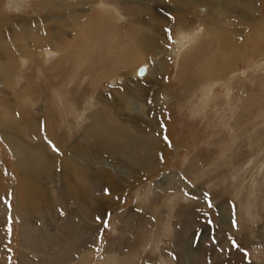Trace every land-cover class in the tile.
<instances>
[{"label":"rangeland","instance_id":"374dc122","mask_svg":"<svg viewBox=\"0 0 264 264\" xmlns=\"http://www.w3.org/2000/svg\"><path fill=\"white\" fill-rule=\"evenodd\" d=\"M60 1L0 0V120L36 127L15 128L30 149L0 137V264H264V0ZM101 107L132 139L116 152L89 135ZM32 151L83 159L71 184L23 177Z\"/></svg>","mask_w":264,"mask_h":264},{"label":"bare ground","instance_id":"6f19581e","mask_svg":"<svg viewBox=\"0 0 264 264\" xmlns=\"http://www.w3.org/2000/svg\"><path fill=\"white\" fill-rule=\"evenodd\" d=\"M38 1H40L42 4H44V5H46V7H49L50 5H57V6H63V1H60V0H38ZM87 3H91V2H96V3H98V6L101 8V7H104L105 8V10L106 11H109V8H107V4L106 5H103V3L102 2H98L97 0H85ZM122 1H126V0H121V2ZM169 1V0H168ZM172 1H174V2H179V3H187L188 1H185V0H172ZM64 2L65 3H67V2H69L70 3V5L68 4V6L67 7H71L72 5L71 4H82L83 2H82V0H73V1H71V0H64ZM128 3V2H127ZM79 4V5H80ZM84 4V3H83ZM126 4V3H125ZM131 5V4H130ZM185 5V4H184ZM106 6V7H105ZM109 7H111L110 5H108ZM122 7H124L125 9H127V10H131V7L129 6V4H127V5H123ZM64 9H68V8H64ZM136 9V8H135ZM200 10H206V8L204 7V6H200V8H199ZM102 10V9H101ZM104 10V9H103ZM134 11V10H133ZM137 11V10H136ZM139 11H137V13H138ZM64 13H68V12H64ZM107 13V12H106ZM135 13V12H134ZM75 14H76V10H73V8H70V15H74L75 16ZM68 15V14H67ZM70 15H68V16H70ZM187 17V16H186ZM11 20H13L14 18H10ZM62 19H63V17H62ZM62 19H60V20H58V21H65V20H62ZM11 20H9V19H6V18H4L3 20H0V31H3L4 29H5V27L7 28V26L8 25H10V23L12 24V22H11ZM56 22L55 21V24L56 25H61V23L60 22ZM199 23V22H198ZM7 25V26H6ZM202 25V24H201ZM209 25H202V27L204 28V30L205 29H208L207 27H208ZM263 26V25H262ZM50 27V26H49ZM52 27V26H51ZM50 27V28H51ZM53 28V27H52ZM73 28V27H72ZM258 28V27H257ZM260 28V27H259ZM197 30H200L199 28H196ZM25 30V29H24ZM53 30H54V28H53ZM197 30H196V33H198L197 32ZM216 31H217V29H215ZM194 32V31H193ZM193 35V33H191V36ZM1 37H2V33L0 34V41H1ZM215 37V36H214ZM217 37V36H216ZM221 37V36H220ZM188 38V37H187ZM192 38H193V36H192ZM230 38V37H229ZM56 39V38H55ZM65 39V43L63 42L62 44H60L59 45V40H64ZM142 39L144 40V43L146 42L145 41V39H144V37L142 36ZM66 40H70V38L68 37V38H57L56 39V41H54L53 42V44H55V45H58L59 46V48H62V49H64V48H66V50H67V46H69V45H67V43H66ZM221 40H223V39H221ZM77 41H79V40H77ZM192 42H194L195 43V41H192ZM223 42V41H222ZM192 44V43H191ZM183 46V45H182ZM222 47H223V45H222ZM1 48H2V46H1ZM236 49H239V47L238 48H236ZM240 50V49H239ZM4 51V50H3ZM64 51H65V49H64ZM235 51V50H234ZM243 51V50H242ZM241 51V52H242ZM70 52V51H69ZM224 52V51H223ZM238 52V51H237ZM2 53V52H1ZM1 53H0V55H1ZM66 53H68V52H66ZM66 53H65V55H66ZM243 53V52H242ZM246 53V52H245ZM69 54V53H68ZM226 54V53H225ZM64 55V56H65ZM239 55V54H238ZM251 55H253V54H251ZM63 56V57H64ZM67 56V55H66ZM235 56V55H234ZM237 58H238V56H236ZM3 59V58H2ZM7 60H9V59H7ZM23 58H22V64H24L23 63ZM122 67V66H121ZM142 68H144V67H142ZM6 68H4V69H2V70H0V74L1 75H3L4 74V71H7V70H5ZM104 69V68H103ZM110 70H112V73L113 72H116L117 70H116V68H111ZM109 70V71H110ZM104 71V70H103ZM145 71V70H144ZM109 73H111V71L109 72ZM102 74H103V72H102ZM105 75L104 76H107L108 74H106V71H105V73H104ZM95 77V76H94ZM103 77L102 76H98L97 78L95 77L94 79H97V80H95L94 81V84L95 85H97L100 81H101V79H102ZM208 84H209V82H208ZM203 85V84H202ZM90 87V86H89ZM92 87H94V86H92ZM25 91V90H24ZM4 92V91H3ZM25 92H27V91H25ZM113 93V92H112ZM28 96V94L26 95V97ZM58 100H60V99H58ZM13 101H14V103H13ZM18 101V100H17ZM17 103H16V98L13 96V97H11V96H6L5 94H3L2 95V97H0V116H4V115H6V117L7 116H9V117H11V118H13V111L14 110H16L17 109ZM103 109V110H102ZM20 114L22 113V112H19ZM100 113H101V119H99V115H100ZM97 112V113H93L92 114V116H91V122H90V125L88 126V130H90V131H93V133H90L89 135H92V136H95V135H100V136H103L104 138H106L105 140H106V143H108V144H110V146H112V148H110V149H113L115 152L116 151H118V149L120 148V149H122L121 147H122V145L125 143V144H128V143H131V138H130V134L128 135V131H127V129L126 128H124V129H120V127H119V124H118V122L116 121V120H114V119H109V115L107 114V111H106V109L104 108V107H101V112ZM16 118V117H15ZM18 120L17 121H14V122H8L7 120H0V137L4 140V141H6V142H13V141H20L25 147H27L28 146V148L30 147L25 141L26 140H24V138H28L27 137V135L24 133H18V132H16L15 131V128H16V126L17 125H20V126H24V128L25 129H30L31 131H35V126L32 124V123H29L28 122V120H27V118L25 117V114L24 115H22L21 114V118H17ZM109 119V121H108V124H105L103 121H107ZM17 129V128H16ZM18 130V129H17ZM22 130V129H21ZM87 131V130H86ZM113 131H117L118 133H120V131L122 132V133H120V134H118V141H119V145L115 142V140L116 139H114L113 137H109V133H113ZM36 132V131H35ZM124 132V133H123ZM114 134V133H113ZM51 135H55V133H51ZM20 136H22V139H21V137ZM125 136V137H124ZM97 137V136H96ZM109 137V138H108ZM117 138V137H116ZM28 140V139H27ZM30 141V140H29ZM28 142V141H27ZM35 144V143H34ZM67 145V144H66ZM67 147V146H66ZM30 149V148H29ZM33 149H34V147H33ZM64 149V148H63ZM65 150V149H64ZM64 150L62 151V152H64ZM69 150V149H68ZM113 150H112V152H113ZM36 151V150H35ZM46 151H47V148H46ZM60 151V150H59ZM61 152V153H62ZM32 153H33V151H32ZM46 154H44V158H46V156H45ZM56 155V154H55ZM49 156H51V154L49 155ZM33 157H35V155H34V153H33ZM55 157H57V156H55ZM37 158H41L42 159V155H40V156H38V157H35V159H33V160H30V159H27V161L28 162H30L31 163V165H29V166H26V165H24V166H21L23 163H21L20 162V165L18 164V166H19V173L20 174H22V176L24 177L25 175H26V173H28V172H32V174L37 178V179H40L38 176H39V174H38V176H37V172H40L41 174L43 173H48L49 174V172H50V170H51V168L50 167H53V165L55 164V165H58V166H60V164H63L65 167H63V172L66 174V172L67 173H69V171H70V176L68 175L67 176V180H68V182L71 184V181H73V178H72V176H71V174H72V170H75L76 171V169L74 168L75 167V165L74 164H78V166H80L81 164V159H83V158H81L80 156H75V155H63V156H61V157H59L56 161L54 160V162L52 163V162H49V163H47V159H46V161H45V166H44V169L41 167V166H39L38 164H37ZM43 158V159H44ZM52 158V157H51ZM48 159H49V157H48ZM53 159V158H52ZM85 160V159H84ZM49 161V160H48ZM86 161V160H85ZM87 162V161H86ZM48 164L50 165V166H48ZM80 164V165H79ZM17 165V164H16ZM18 166H16L17 168H18ZM57 167V166H56ZM43 170V171H42ZM76 173H77V171H76ZM40 174V175H41ZM46 175V174H45ZM42 176V175H41ZM80 177V176H79ZM21 179H23V178H21ZM20 179V180H21ZM70 179H71V181H70ZM82 181H84V180H87V178H84V177H81L80 178ZM3 182V181H2ZM22 185H23V187L28 191V192H30V193H34L35 195H37L36 193H35V191L33 190V188L31 187V185L29 184V185H25L24 184V182H22L21 183ZM117 184V183H116ZM65 185V184H64ZM83 185V184H82ZM77 186H80V184L79 183H76V187ZM120 187V186H119ZM61 188V187H60ZM63 188H68L66 185L63 187ZM6 189V188H5ZM23 192L25 193L26 191L23 189ZM112 193H117V191L113 188V190L111 191ZM69 193H72V192H69ZM70 195H73V193L72 194H70ZM83 197V196H82ZM87 197V196H86ZM39 198H41L40 199V203L42 202V203H44V199L42 198V197H39ZM89 198V197H88ZM91 198V197H90ZM83 199H85L84 197H83ZM88 201H89V199H88ZM21 202L24 204L25 203V199H22L21 200ZM48 202V201H47ZM101 202H106V200H97L96 202H95V205L97 206V207H99L100 206V204H101ZM261 230H263L264 231V226H263V228L261 229Z\"/></svg>","mask_w":264,"mask_h":264},{"label":"snow or ice","instance_id":"6c2138e0","mask_svg":"<svg viewBox=\"0 0 264 264\" xmlns=\"http://www.w3.org/2000/svg\"><path fill=\"white\" fill-rule=\"evenodd\" d=\"M165 31L168 32V33H170V29H165ZM169 38H171V37L169 36ZM143 71H144V70L142 69V70H141V75L143 74ZM164 139H165V141H167V142L170 144V141H168V137H167L166 135L164 136ZM49 144H51V141H49ZM52 147H53V150H54V151H58V149H56L54 145H52ZM161 159H162V158H161ZM205 195L207 196V194H205ZM192 198H193V199H196L197 197L193 196ZM118 199H119V197H118ZM208 207H209V208H212V207H213L211 201H208ZM110 215H111V214L109 213L108 216H110ZM101 219H102L101 217H99V216L97 217V221H98V222H100ZM102 222L104 223L105 227H107V219H104ZM208 223L211 224L212 221L209 220ZM233 226H235V222H234V221H233ZM232 243H233V245H236V242H235V241H233Z\"/></svg>","mask_w":264,"mask_h":264},{"label":"water","instance_id":"95a60500","mask_svg":"<svg viewBox=\"0 0 264 264\" xmlns=\"http://www.w3.org/2000/svg\"><path fill=\"white\" fill-rule=\"evenodd\" d=\"M143 68H140V70H139V74H141V70H142ZM144 70V69H143ZM143 73H144V71H143Z\"/></svg>","mask_w":264,"mask_h":264}]
</instances>
